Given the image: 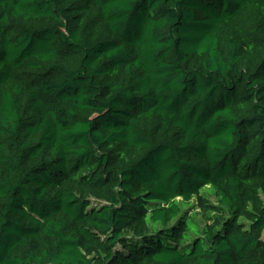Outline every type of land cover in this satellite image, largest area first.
I'll return each mask as SVG.
<instances>
[{"label": "trees", "instance_id": "16d2710c", "mask_svg": "<svg viewBox=\"0 0 264 264\" xmlns=\"http://www.w3.org/2000/svg\"><path fill=\"white\" fill-rule=\"evenodd\" d=\"M0 264H264V0H0Z\"/></svg>", "mask_w": 264, "mask_h": 264}, {"label": "rangeland", "instance_id": "374dc122", "mask_svg": "<svg viewBox=\"0 0 264 264\" xmlns=\"http://www.w3.org/2000/svg\"><path fill=\"white\" fill-rule=\"evenodd\" d=\"M210 199L213 200V201H215V198L213 196H210ZM195 203H197L196 202V199H194V201H193V204H195ZM198 221L201 222V217L200 216H198Z\"/></svg>", "mask_w": 264, "mask_h": 264}]
</instances>
